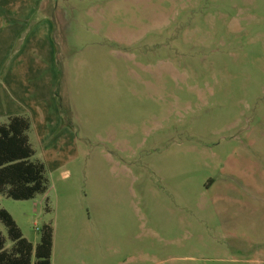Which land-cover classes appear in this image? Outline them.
I'll return each instance as SVG.
<instances>
[{
    "label": "rangeland",
    "instance_id": "1",
    "mask_svg": "<svg viewBox=\"0 0 264 264\" xmlns=\"http://www.w3.org/2000/svg\"><path fill=\"white\" fill-rule=\"evenodd\" d=\"M38 19L68 144L46 194H0L23 237L50 225L51 264H264V0H41Z\"/></svg>",
    "mask_w": 264,
    "mask_h": 264
},
{
    "label": "crops",
    "instance_id": "2",
    "mask_svg": "<svg viewBox=\"0 0 264 264\" xmlns=\"http://www.w3.org/2000/svg\"><path fill=\"white\" fill-rule=\"evenodd\" d=\"M40 1L0 0V73L4 69L18 74L11 76L10 85L0 80V124L13 117L28 118L30 132L42 143L47 169L60 161L68 130L61 126L56 96L52 24L33 20Z\"/></svg>",
    "mask_w": 264,
    "mask_h": 264
},
{
    "label": "trees",
    "instance_id": "3",
    "mask_svg": "<svg viewBox=\"0 0 264 264\" xmlns=\"http://www.w3.org/2000/svg\"><path fill=\"white\" fill-rule=\"evenodd\" d=\"M30 129L31 122L25 117H13L0 124V194L15 201L33 200L48 191L45 164L32 161L35 152L28 135ZM0 220L13 244L8 251L0 232V264H51L53 228L50 225L43 228L40 244L34 247L6 210H0Z\"/></svg>",
    "mask_w": 264,
    "mask_h": 264
}]
</instances>
